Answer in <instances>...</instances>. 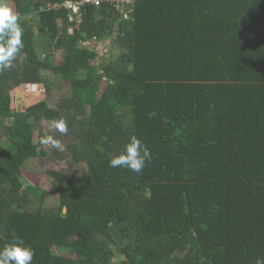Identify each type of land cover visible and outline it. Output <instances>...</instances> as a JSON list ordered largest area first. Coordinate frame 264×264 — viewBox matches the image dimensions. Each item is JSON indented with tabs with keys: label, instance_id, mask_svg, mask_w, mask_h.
<instances>
[{
	"label": "trees",
	"instance_id": "16d2710c",
	"mask_svg": "<svg viewBox=\"0 0 264 264\" xmlns=\"http://www.w3.org/2000/svg\"><path fill=\"white\" fill-rule=\"evenodd\" d=\"M7 1L24 47L0 71V247L19 237L32 264L264 258V0L86 5L81 22L47 10L70 0ZM37 36L65 51L70 93L16 112L19 86L51 90ZM112 37L94 64L85 43ZM59 119L66 134L51 129ZM49 136L61 148L42 143ZM131 136L151 153L140 173L109 166ZM48 156L67 166L48 174L56 206L22 180L27 163Z\"/></svg>",
	"mask_w": 264,
	"mask_h": 264
},
{
	"label": "rangeland",
	"instance_id": "374dc122",
	"mask_svg": "<svg viewBox=\"0 0 264 264\" xmlns=\"http://www.w3.org/2000/svg\"><path fill=\"white\" fill-rule=\"evenodd\" d=\"M41 1V0H36ZM72 1V0H70ZM81 0H73L72 2H80ZM9 6L15 11L12 2L7 1ZM124 18H126L124 16ZM35 38V49L38 56L43 59L49 54L47 62L45 63L44 76L50 91L43 85H22L16 88L13 95L12 110L24 111L31 105L39 102H46L50 107H56L62 99L67 98L70 93L69 68L64 63L65 51H54L53 42L47 37L37 36ZM113 37L105 42L89 41L85 43L86 47L95 51L98 59L93 63L97 64L101 58L106 59L110 52ZM44 127L47 124L43 122ZM51 156L47 158H37L31 160L22 171V180L25 183L37 186L40 189L48 192L44 204L46 206H56L58 195L52 187V178L48 175L49 171H58L66 169V164L63 162L53 161Z\"/></svg>",
	"mask_w": 264,
	"mask_h": 264
},
{
	"label": "clouds",
	"instance_id": "9594fccd",
	"mask_svg": "<svg viewBox=\"0 0 264 264\" xmlns=\"http://www.w3.org/2000/svg\"><path fill=\"white\" fill-rule=\"evenodd\" d=\"M23 28L19 23V15L9 6L7 0H0V71L12 67L18 53L23 49ZM51 129L54 132L66 134L67 125L63 119L53 120ZM42 143L55 148H61V143L54 137H46ZM151 159V153L142 141L131 136L124 144L122 151L109 160L112 168H125L134 173H140L146 162ZM34 252L26 246L22 239L13 240L0 247V264H32ZM255 264H264V258L257 257Z\"/></svg>",
	"mask_w": 264,
	"mask_h": 264
},
{
	"label": "bare ground",
	"instance_id": "6f19581e",
	"mask_svg": "<svg viewBox=\"0 0 264 264\" xmlns=\"http://www.w3.org/2000/svg\"><path fill=\"white\" fill-rule=\"evenodd\" d=\"M93 1H98V5L95 6V8H98L99 6H101L102 4H105L107 6H109L110 8H113L115 11H124L125 8H128L131 3H132V0H123L120 4H116L115 1L112 2L110 0H93ZM67 2L69 1H63L61 4H54L52 6H46L49 10V9H56V10H59V9H65L66 11L69 12V14L67 15L68 16V20L69 22H71L72 20H74V18L76 17L78 21L81 22L82 20V17L79 16V12H76L75 9L68 5ZM46 10V9H43V11Z\"/></svg>",
	"mask_w": 264,
	"mask_h": 264
},
{
	"label": "built area",
	"instance_id": "2783aa9c",
	"mask_svg": "<svg viewBox=\"0 0 264 264\" xmlns=\"http://www.w3.org/2000/svg\"><path fill=\"white\" fill-rule=\"evenodd\" d=\"M112 2L115 1V3L118 5L120 4L123 0H110ZM68 5L72 6L76 12H79V16L80 15V10L82 7L86 6V5H91L93 7H95L96 5H98V1H93V0H81L79 3L78 2H72V1H69L67 2Z\"/></svg>",
	"mask_w": 264,
	"mask_h": 264
}]
</instances>
